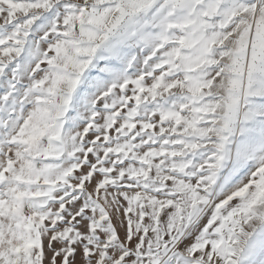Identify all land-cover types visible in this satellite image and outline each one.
Instances as JSON below:
<instances>
[{
    "label": "snow or ice",
    "instance_id": "1",
    "mask_svg": "<svg viewBox=\"0 0 264 264\" xmlns=\"http://www.w3.org/2000/svg\"><path fill=\"white\" fill-rule=\"evenodd\" d=\"M0 264H264V0H0Z\"/></svg>",
    "mask_w": 264,
    "mask_h": 264
}]
</instances>
